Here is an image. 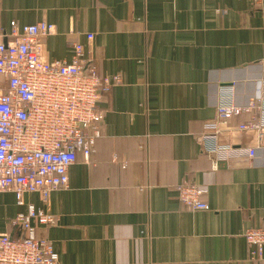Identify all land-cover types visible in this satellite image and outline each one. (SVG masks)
Returning <instances> with one entry per match:
<instances>
[{
    "label": "crops",
    "instance_id": "crops-1",
    "mask_svg": "<svg viewBox=\"0 0 264 264\" xmlns=\"http://www.w3.org/2000/svg\"><path fill=\"white\" fill-rule=\"evenodd\" d=\"M13 19L54 23L42 37L47 59H70L81 42L102 75L122 78L98 101L102 134L70 166L68 186L47 201L26 192L25 204L0 191V232L18 235L11 220L34 203L56 216L38 234L59 264H264L244 235L264 228V143L251 167L215 169L199 141L221 84L235 85L240 104L260 92L264 1L0 0L3 26ZM193 182L208 188L209 209L179 198L177 186Z\"/></svg>",
    "mask_w": 264,
    "mask_h": 264
},
{
    "label": "built area",
    "instance_id": "built-area-1",
    "mask_svg": "<svg viewBox=\"0 0 264 264\" xmlns=\"http://www.w3.org/2000/svg\"><path fill=\"white\" fill-rule=\"evenodd\" d=\"M54 28L46 20L20 24L15 19L5 28L0 20V191H13L20 204L26 192L47 201L52 191L69 185L70 166L80 154L89 159L102 134L104 110L98 101L121 81L120 74L102 75L81 42L73 44L70 59H47L42 37ZM253 108L259 111L255 119L231 122ZM250 131L257 132V144L245 140ZM263 138L264 69L259 94L246 104L236 101L234 84L220 85L216 115L204 122L199 141L213 168L240 169L254 164ZM176 189L191 209L211 207L206 186L193 182ZM54 222V214L29 203L11 220L18 235L0 232V264H59L54 244L38 234V226ZM244 235L250 259H261L264 228H247Z\"/></svg>",
    "mask_w": 264,
    "mask_h": 264
},
{
    "label": "rangeland",
    "instance_id": "rangeland-1",
    "mask_svg": "<svg viewBox=\"0 0 264 264\" xmlns=\"http://www.w3.org/2000/svg\"><path fill=\"white\" fill-rule=\"evenodd\" d=\"M122 78V77H121Z\"/></svg>",
    "mask_w": 264,
    "mask_h": 264
}]
</instances>
